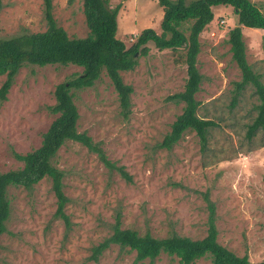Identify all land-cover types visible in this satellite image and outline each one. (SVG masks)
<instances>
[{
  "label": "rangeland",
  "instance_id": "1",
  "mask_svg": "<svg viewBox=\"0 0 264 264\" xmlns=\"http://www.w3.org/2000/svg\"><path fill=\"white\" fill-rule=\"evenodd\" d=\"M120 2L116 37L127 47L144 28L161 32L163 10L157 0H109L111 7ZM50 4L56 23L69 37L88 34L82 0ZM213 12V20L199 35L202 81L195 94L198 114L216 124L207 146L202 148L193 131L169 149L159 146L181 112L182 104L169 97L183 89L187 73L177 52L147 43L148 52L136 54L137 66L121 72L132 87L127 117L104 71L91 87L73 89L78 131L90 136L109 165L79 142L60 147L54 163L63 172L68 223L56 215L57 198L49 178L29 189L10 186L0 264H179L166 253L152 262H134V252L114 244L97 261L89 255L117 218L123 228L141 234L203 238L209 202L214 205L218 242L239 256L247 254L252 262L264 261V130L248 139L245 126L256 115L258 100L254 88L247 86L231 107L234 82L241 78L227 41L235 17L224 5ZM45 29V0H1L0 39ZM242 34L247 61L264 83V30L243 27ZM81 72L82 67L73 64H25L18 70L6 99L0 98V173L22 166L15 153L40 145L56 116L50 110L56 85ZM5 78L0 75V87ZM191 264L211 262L202 257Z\"/></svg>",
  "mask_w": 264,
  "mask_h": 264
},
{
  "label": "trees",
  "instance_id": "2",
  "mask_svg": "<svg viewBox=\"0 0 264 264\" xmlns=\"http://www.w3.org/2000/svg\"><path fill=\"white\" fill-rule=\"evenodd\" d=\"M157 3L163 10L161 32L157 33L151 27L144 28L129 47L116 37L121 2L111 7L109 0H82V11L88 27V34L84 37H69L56 23L50 0H45V30L0 39V75L6 77L0 87L2 100L6 99L14 76L25 64H73L82 67L80 74L56 85L55 103L50 108L56 116L43 132L40 145L25 154L15 153L22 166L0 173V236L6 232L10 214L8 188L29 189L45 177L51 180V188L57 198L56 215L68 223L63 212L68 201L63 191V172L54 163L60 147L67 141L79 142L89 150L96 151L109 165L98 145L91 142L90 136L85 131H78L79 113L73 100V89L91 87L104 71L119 97L122 114L127 117L132 87L124 83L121 72L137 66L136 54L145 55L149 42L158 49L177 52L186 65L187 73L183 89L169 97L182 104L181 112L171 123L159 146L171 148L187 131L195 132L202 148L207 146L210 130L216 124L198 114L200 102L195 94L200 88L202 75L197 67V56L201 48L199 35L213 20L215 6L231 7L235 17V26L229 29L227 41L241 78L234 82V96L230 105L233 107L241 92L247 86H252L258 103L254 106L256 115L245 125L246 136L250 139L258 131L264 130V83L261 75L247 61L242 34L243 27L264 30V4L258 6L252 0H157ZM121 173L127 177L124 171L121 170ZM208 208L207 232L200 239L177 234L162 238L154 237L149 232L141 234L136 229L123 228L117 218L109 235L91 247L89 259L97 261L114 244L121 251L134 252V262L145 259L152 262L161 253H166L176 257L179 264H191L202 257H209L211 264H264V261L252 262L247 254L239 256L221 245L217 240L213 203L209 202Z\"/></svg>",
  "mask_w": 264,
  "mask_h": 264
}]
</instances>
